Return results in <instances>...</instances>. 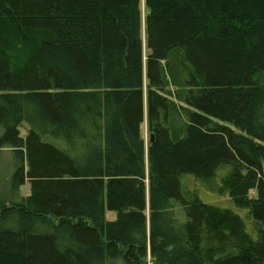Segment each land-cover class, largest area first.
<instances>
[{
	"label": "trees",
	"instance_id": "trees-1",
	"mask_svg": "<svg viewBox=\"0 0 264 264\" xmlns=\"http://www.w3.org/2000/svg\"><path fill=\"white\" fill-rule=\"evenodd\" d=\"M3 148L0 264H264V0H0Z\"/></svg>",
	"mask_w": 264,
	"mask_h": 264
},
{
	"label": "rangeland",
	"instance_id": "rangeland-1",
	"mask_svg": "<svg viewBox=\"0 0 264 264\" xmlns=\"http://www.w3.org/2000/svg\"><path fill=\"white\" fill-rule=\"evenodd\" d=\"M144 4V2H143ZM146 54V50H145ZM181 115V114H180ZM184 117V116H182ZM27 129V125H24L22 128V132L25 133V130ZM142 134L146 141L149 139V132H148V126L145 122L142 125ZM226 169H223L222 171L225 172ZM13 172V158L12 153L8 149H2L0 150V197H2L5 201H10L11 199H14L12 195H10V187H9V180L11 178V174ZM190 175H186L182 178V183L185 187L191 188L190 184H188V177ZM189 185V186H188ZM193 186V185H192ZM206 190L200 191L201 198L210 204H214L223 208H229L234 210L235 212H239L238 206L234 203V201L231 199L229 195H220L216 192L207 191V187H205ZM31 192V185L29 181H26V183L21 187L20 189V195L21 196H27ZM250 195L252 197L257 196L256 190H251ZM117 214L114 211L107 210L106 211V218L108 220H114L116 219Z\"/></svg>",
	"mask_w": 264,
	"mask_h": 264
},
{
	"label": "water",
	"instance_id": "water-1",
	"mask_svg": "<svg viewBox=\"0 0 264 264\" xmlns=\"http://www.w3.org/2000/svg\"><path fill=\"white\" fill-rule=\"evenodd\" d=\"M152 140H153V137H152Z\"/></svg>",
	"mask_w": 264,
	"mask_h": 264
}]
</instances>
